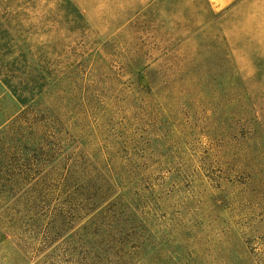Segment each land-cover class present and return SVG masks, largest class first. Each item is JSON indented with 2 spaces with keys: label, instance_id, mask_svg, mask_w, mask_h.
<instances>
[{
  "label": "rangeland",
  "instance_id": "obj_1",
  "mask_svg": "<svg viewBox=\"0 0 264 264\" xmlns=\"http://www.w3.org/2000/svg\"><path fill=\"white\" fill-rule=\"evenodd\" d=\"M155 60L166 75L200 68L222 79L194 83L193 101L173 99L172 85L150 83L146 62ZM71 65L80 69L73 80L104 86L105 117H125L123 129L136 132L122 137L162 135L148 147L161 157L140 161L137 143L115 157L144 164L155 186L149 228L164 243L141 264H264V0L216 14L205 0H0V139L23 111L4 77L18 88L22 68L31 80L39 67ZM228 79L237 89L225 95ZM39 238L0 239V264H36L46 252L24 251ZM135 262L111 255L91 264Z\"/></svg>",
  "mask_w": 264,
  "mask_h": 264
},
{
  "label": "trees",
  "instance_id": "obj_2",
  "mask_svg": "<svg viewBox=\"0 0 264 264\" xmlns=\"http://www.w3.org/2000/svg\"><path fill=\"white\" fill-rule=\"evenodd\" d=\"M157 62H146L150 83L172 85L166 93L173 99L193 101L194 83L206 89L222 79L217 70L200 68L166 75ZM23 72L18 88L12 75L4 77L14 94L17 90L23 111L0 139V239L15 243L20 236L40 235L30 251L23 248L29 256L46 252L36 264H91L111 255L141 264L162 252L164 242H154L149 228V200L156 191L147 173L141 175L144 164L115 159L133 143L138 146L132 155L139 152L140 161L155 156L160 148L152 154L149 143L157 144L162 135L149 133L137 142L122 137L125 131L131 137L136 132L123 129L125 117L119 123L105 117L108 111H102L99 98L104 86L97 90L95 82L73 80L79 76L77 66L52 73L39 67L31 80ZM226 83L225 95L237 89L233 80ZM180 132L176 128L174 135Z\"/></svg>",
  "mask_w": 264,
  "mask_h": 264
},
{
  "label": "crops",
  "instance_id": "obj_3",
  "mask_svg": "<svg viewBox=\"0 0 264 264\" xmlns=\"http://www.w3.org/2000/svg\"><path fill=\"white\" fill-rule=\"evenodd\" d=\"M241 0H205L210 11L214 14L220 13L228 8H230L235 3Z\"/></svg>",
  "mask_w": 264,
  "mask_h": 264
}]
</instances>
